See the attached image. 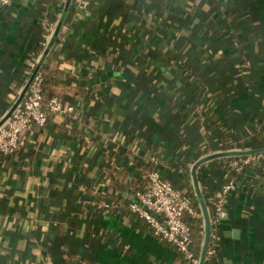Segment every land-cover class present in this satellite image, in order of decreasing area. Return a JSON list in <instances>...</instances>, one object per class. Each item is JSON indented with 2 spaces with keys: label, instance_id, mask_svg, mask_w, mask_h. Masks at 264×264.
Instances as JSON below:
<instances>
[{
  "label": "crops",
  "instance_id": "1",
  "mask_svg": "<svg viewBox=\"0 0 264 264\" xmlns=\"http://www.w3.org/2000/svg\"><path fill=\"white\" fill-rule=\"evenodd\" d=\"M37 70L75 111L0 154V264H187L103 196H132L112 170L144 185L152 166L211 221L228 153L264 147V0H13L0 6V125ZM242 178L216 264H264V165Z\"/></svg>",
  "mask_w": 264,
  "mask_h": 264
},
{
  "label": "built area",
  "instance_id": "2",
  "mask_svg": "<svg viewBox=\"0 0 264 264\" xmlns=\"http://www.w3.org/2000/svg\"><path fill=\"white\" fill-rule=\"evenodd\" d=\"M13 0H0V6L8 5ZM79 10H86L90 7L91 0H73ZM46 38L49 40L55 30L53 23L43 20ZM44 77L41 71L34 72L28 92L8 119L0 125V153L11 155L19 152L25 146L24 131L31 125L44 126L48 122V113L63 114L75 111L73 105L65 104L60 98L53 97L49 101H44L43 95ZM157 161L155 157L152 158ZM264 162V148L238 157L231 158L225 165V172L228 175L234 173L223 186L220 198L216 203L217 215L214 221L216 224L211 229V243L207 248L206 257L211 259L218 252L217 223L220 221L227 196L236 187L237 176L246 167L261 166ZM148 188L137 191L130 196L128 209L136 215L138 219L146 223L156 237L164 239L173 244L183 255L187 264H200V258L195 255L192 249V232L185 221V214L196 216L191 198L180 189L176 188L172 182L162 177L159 170L153 168L146 175ZM103 209L111 210L109 203L102 205ZM212 223V224H213ZM216 261V259L214 260Z\"/></svg>",
  "mask_w": 264,
  "mask_h": 264
},
{
  "label": "trees",
  "instance_id": "3",
  "mask_svg": "<svg viewBox=\"0 0 264 264\" xmlns=\"http://www.w3.org/2000/svg\"><path fill=\"white\" fill-rule=\"evenodd\" d=\"M45 20H47V22H49V23H53L54 22V20L51 17H45ZM43 77H44V74H43ZM43 95H44V101L45 102L49 101L53 97H58V96H56V93H55L54 90H50V89L47 88L45 78H44V81H43ZM71 113H73V112H71ZM49 114H51V113L49 112L48 115ZM0 154L5 155L3 153H0ZM238 156L239 155H229V156H227V159H231L233 157H238ZM261 165H264V162L261 163ZM248 168H249V166L246 167L244 169V171L237 176V182H239V180L243 181V182L247 181V180L243 179L242 177L246 173ZM146 170H148L147 173H149L152 170V166L148 167V169L146 168ZM116 172H117V174H116ZM110 174H111V176H113V178H114V176H117L116 179L114 178L117 181V184L115 183L114 186L119 191L130 192V195H133L137 191L146 190L148 188V184L147 183L144 184V185H139L137 182H127V181H125L124 180L125 174H123L122 172L112 170L110 172ZM233 174L234 173L230 172L227 175V180ZM129 199H130V197H125L124 195L122 196V195H119V194H116V193H111V194H107V195L103 196V201H105L104 203H109L111 205V210H114V211H117V212H120V213H124V212H128L129 211V209H128ZM227 199H228V196L226 198V202H227ZM191 200H192V198H191ZM217 201L218 200L214 201L215 205L213 204L210 207L211 208L210 209L211 221H214V219L216 218V215H217V208H216ZM192 205H193L195 211L197 213H200V210H199L198 206L194 203L193 200H192ZM184 218H185V221L189 225V227L191 229V232H192V238H193L192 249H193V251L195 253L196 252L195 251V244H200V242H201V240L203 238V235H204V233L206 231L205 221H203L202 217L194 216V215H191V214L190 215L189 214L185 215ZM211 221H210V225L212 226L213 222H211ZM206 252H207V250H206ZM195 255H198V254L195 253ZM182 257H183V255H182ZM205 258H206V254H205ZM215 259H216V256H213L208 261L212 262V264H216V261H214Z\"/></svg>",
  "mask_w": 264,
  "mask_h": 264
},
{
  "label": "water",
  "instance_id": "4",
  "mask_svg": "<svg viewBox=\"0 0 264 264\" xmlns=\"http://www.w3.org/2000/svg\"><path fill=\"white\" fill-rule=\"evenodd\" d=\"M21 99H22V98H19V99L17 100V102L15 103V105L12 107V109H11L9 115L13 112V110H14L15 107L18 105V103L21 101ZM256 150H258V149H256ZM256 150H250V151H245V152L231 151V152H229L228 154H230V155H245V154H248V153H250V152H254V151H256ZM205 226H206V232H207V234H208V236H209V234H210V229H211V225H210V220L208 219L207 216H206ZM233 234H235V231L233 232ZM206 246H207V242H206V244L204 245V248H203V254H202V256H201L200 264H203V263H204V260H205V254H206V250H207V247H206Z\"/></svg>",
  "mask_w": 264,
  "mask_h": 264
}]
</instances>
